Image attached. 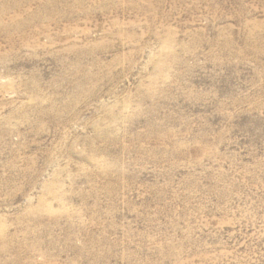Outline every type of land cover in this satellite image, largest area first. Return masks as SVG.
Listing matches in <instances>:
<instances>
[{
  "label": "rangeland",
  "instance_id": "rangeland-1",
  "mask_svg": "<svg viewBox=\"0 0 264 264\" xmlns=\"http://www.w3.org/2000/svg\"><path fill=\"white\" fill-rule=\"evenodd\" d=\"M0 12V264H264V0Z\"/></svg>",
  "mask_w": 264,
  "mask_h": 264
},
{
  "label": "bare ground",
  "instance_id": "bare-ground-1",
  "mask_svg": "<svg viewBox=\"0 0 264 264\" xmlns=\"http://www.w3.org/2000/svg\"><path fill=\"white\" fill-rule=\"evenodd\" d=\"M10 7L13 8V9H15V8L17 7V4H12ZM8 10H10V9H6V11H8ZM3 13H4V12H0V20H1L2 17H3ZM15 20H16V18H15Z\"/></svg>",
  "mask_w": 264,
  "mask_h": 264
}]
</instances>
